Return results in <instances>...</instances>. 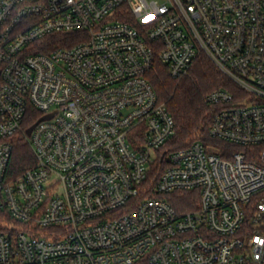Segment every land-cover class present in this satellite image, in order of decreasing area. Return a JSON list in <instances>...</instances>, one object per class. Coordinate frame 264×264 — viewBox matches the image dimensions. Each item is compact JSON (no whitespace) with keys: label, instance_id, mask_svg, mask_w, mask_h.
Wrapping results in <instances>:
<instances>
[{"label":"built area","instance_id":"built-area-1","mask_svg":"<svg viewBox=\"0 0 264 264\" xmlns=\"http://www.w3.org/2000/svg\"><path fill=\"white\" fill-rule=\"evenodd\" d=\"M200 56L236 87L205 97L227 147L163 149L146 75ZM30 108L51 117L11 178ZM0 264H264V0H0Z\"/></svg>","mask_w":264,"mask_h":264},{"label":"trees","instance_id":"trees-1","mask_svg":"<svg viewBox=\"0 0 264 264\" xmlns=\"http://www.w3.org/2000/svg\"><path fill=\"white\" fill-rule=\"evenodd\" d=\"M63 37V35H54L47 40L52 47H55L62 45ZM69 39H72L71 43H76L81 40V36L70 34ZM146 78L156 94L157 101L166 107L174 120V135L163 149L173 151L187 148L195 141L227 147L226 144L212 140L207 135L212 120V109L205 102V97L216 89L234 91L236 87L208 59L203 56L196 58L189 71L176 78L170 77L165 65L156 60ZM39 116L35 109L30 108L23 120L22 132L13 140L8 167V175L11 178L18 177L35 163L24 133ZM162 167V165L157 166L154 173L159 172ZM197 194V191L173 193L169 202L179 212L193 210L197 208Z\"/></svg>","mask_w":264,"mask_h":264},{"label":"water","instance_id":"water-1","mask_svg":"<svg viewBox=\"0 0 264 264\" xmlns=\"http://www.w3.org/2000/svg\"><path fill=\"white\" fill-rule=\"evenodd\" d=\"M50 117H51V115H47V116H43V117H41L36 123H34L32 126H30L29 128L26 129L25 134H26L27 136H29V135L31 134L33 128H34L39 122H41V121H43V120H46V119H49ZM209 150L212 151V152H214L212 149H209Z\"/></svg>","mask_w":264,"mask_h":264},{"label":"rangeland","instance_id":"rangeland-1","mask_svg":"<svg viewBox=\"0 0 264 264\" xmlns=\"http://www.w3.org/2000/svg\"><path fill=\"white\" fill-rule=\"evenodd\" d=\"M215 143H217V142H215Z\"/></svg>","mask_w":264,"mask_h":264}]
</instances>
